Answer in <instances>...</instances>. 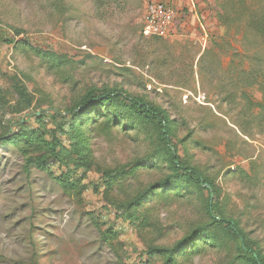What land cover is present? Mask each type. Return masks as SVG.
<instances>
[{
  "label": "rangeland",
  "instance_id": "obj_1",
  "mask_svg": "<svg viewBox=\"0 0 264 264\" xmlns=\"http://www.w3.org/2000/svg\"><path fill=\"white\" fill-rule=\"evenodd\" d=\"M147 2L0 0V135L35 136L0 144V264H250L212 224L208 191H159L172 171L156 129L115 107L71 129L94 87L166 110L216 214L264 255V0H212L200 39L144 36ZM54 139L61 159L41 169ZM206 231L217 246L194 240ZM178 243L170 262L153 253Z\"/></svg>",
  "mask_w": 264,
  "mask_h": 264
},
{
  "label": "trees",
  "instance_id": "obj_2",
  "mask_svg": "<svg viewBox=\"0 0 264 264\" xmlns=\"http://www.w3.org/2000/svg\"><path fill=\"white\" fill-rule=\"evenodd\" d=\"M23 94L25 95L24 91ZM101 107L121 108L128 115L133 116L141 125L151 126L156 129L159 137V149L156 154L166 160L167 164L170 166V170L172 171V175L170 177L158 184L159 191L166 192L176 190L178 192L187 193H191L193 191H208L209 196L207 198V211L212 224L223 236H229L239 240L241 243L240 248L242 258H244V260L250 264H264V255L247 244L246 235L239 226V223L233 219H229L223 213H220L221 215L216 214L218 189L216 185L206 178L198 168L192 166L179 155L178 148L174 142L176 133L173 130V121L166 110L161 109L141 98L134 97L124 90L117 88L99 89L94 87L87 91L82 101L78 103L74 109L69 110V112L73 113V124L71 129L76 131V128H80L83 125V116L86 114H94L98 112ZM65 133L70 135V130L65 131ZM34 138V134L28 131H22L15 134L8 131L6 134L0 135V144L7 141H23L25 143L32 144ZM37 138L41 139L38 135ZM56 141V139L52 142L45 140L48 155L34 158L35 164L41 169H48L51 166L50 164H53L52 162H56V160L61 159L62 152L59 151L60 142ZM60 181L65 182V179L60 178ZM208 185H210L212 189H210ZM155 190L156 187H150L144 191L137 199L131 202L126 210H130V207L134 208L139 206L143 201L149 199ZM212 193L213 197L211 196ZM198 239L210 240V245L214 247L217 246L215 244H217L219 237L215 231H206L194 240ZM181 245V243H178L171 248L157 247L153 253L157 256H166L170 262L174 260Z\"/></svg>",
  "mask_w": 264,
  "mask_h": 264
},
{
  "label": "crops",
  "instance_id": "obj_3",
  "mask_svg": "<svg viewBox=\"0 0 264 264\" xmlns=\"http://www.w3.org/2000/svg\"><path fill=\"white\" fill-rule=\"evenodd\" d=\"M150 1L170 4L182 17L176 25L177 32L173 38L200 39L203 34L207 36V30H210L209 21L214 15L210 3L212 0H148L147 4Z\"/></svg>",
  "mask_w": 264,
  "mask_h": 264
},
{
  "label": "built area",
  "instance_id": "obj_4",
  "mask_svg": "<svg viewBox=\"0 0 264 264\" xmlns=\"http://www.w3.org/2000/svg\"><path fill=\"white\" fill-rule=\"evenodd\" d=\"M176 9L162 1H150L143 26L145 36L173 37L176 30Z\"/></svg>",
  "mask_w": 264,
  "mask_h": 264
},
{
  "label": "water",
  "instance_id": "obj_5",
  "mask_svg": "<svg viewBox=\"0 0 264 264\" xmlns=\"http://www.w3.org/2000/svg\"><path fill=\"white\" fill-rule=\"evenodd\" d=\"M208 187L210 188V189H212V187L210 186V185H208ZM212 197H213V193H212V195H211Z\"/></svg>",
  "mask_w": 264,
  "mask_h": 264
}]
</instances>
